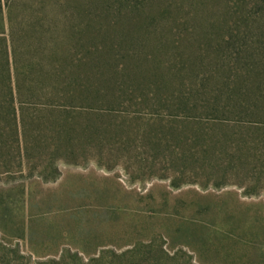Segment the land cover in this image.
<instances>
[{
    "label": "rangeland",
    "instance_id": "374dc122",
    "mask_svg": "<svg viewBox=\"0 0 264 264\" xmlns=\"http://www.w3.org/2000/svg\"><path fill=\"white\" fill-rule=\"evenodd\" d=\"M126 1L140 14L91 12V70L118 89L67 113L74 155L56 156L61 178L0 174V262L19 248L28 264L33 216L46 255L54 241L118 264H264V0ZM192 96L199 110L181 104Z\"/></svg>",
    "mask_w": 264,
    "mask_h": 264
},
{
    "label": "trees",
    "instance_id": "16d2710c",
    "mask_svg": "<svg viewBox=\"0 0 264 264\" xmlns=\"http://www.w3.org/2000/svg\"><path fill=\"white\" fill-rule=\"evenodd\" d=\"M105 4L103 0H0V174L35 170L59 180L62 173L56 156L61 152L65 157L74 155L71 137L76 129L67 113L91 105V96L116 93V83L97 77L91 70V12L105 18L140 13L126 0L117 6L110 3L108 8ZM134 86L144 90L141 83ZM196 99L192 96L180 102L187 109L199 110L201 106L193 101ZM203 102L208 114L218 113L222 105L218 101ZM5 117L11 120L7 122ZM33 184L22 185V203L28 210L37 199L29 190ZM54 195L58 197L59 193ZM8 214L7 208L0 209L2 225L7 223ZM22 225L20 238L27 245L28 264H118L113 258L91 260L88 251L76 245L75 251L71 245L60 254L54 241L50 245L54 253L46 255L45 248L42 251L43 247H38L49 236L43 220L32 216ZM59 234L56 231L51 237ZM81 253L90 257L84 259ZM13 254L17 264L22 258L19 248ZM1 261L5 264L4 259Z\"/></svg>",
    "mask_w": 264,
    "mask_h": 264
}]
</instances>
